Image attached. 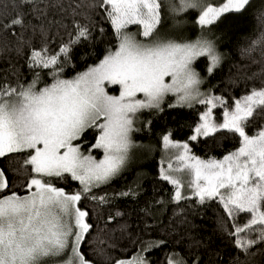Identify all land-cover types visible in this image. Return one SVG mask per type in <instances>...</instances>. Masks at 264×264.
Listing matches in <instances>:
<instances>
[{"label":"snow or ice","instance_id":"obj_1","mask_svg":"<svg viewBox=\"0 0 264 264\" xmlns=\"http://www.w3.org/2000/svg\"><path fill=\"white\" fill-rule=\"evenodd\" d=\"M250 3L224 0L212 6L204 0H171L169 7L174 15L199 9L196 22L203 30L226 13L242 12ZM12 6L14 15L0 14V39L13 38L18 55L28 50L27 66L35 78L26 86L17 78L13 86L7 77H0V264H93L81 250L92 226L80 202L94 187L122 171L134 147L131 134L136 130L137 114L160 110L169 95L176 97L177 105H206L192 141L227 132L238 136L240 144L222 159L205 160L192 155L188 143L164 135L169 162L161 167L160 178L173 185L174 200L191 198L182 194V188L191 189L201 204L217 200L232 222L228 234L242 252L264 242V125L253 135L246 132L257 118H264V88H252L232 105L220 96L202 93L203 80L193 64L206 57L211 75L221 56L213 41L203 36L192 42L158 38L161 0L75 3L73 17L83 15L91 21L93 14L104 16L116 45L86 71L65 79L61 72L71 48L91 37L89 26L73 19L69 40L53 53L47 33L53 25L65 29L67 25L63 19L49 20L48 15L52 9L66 10L64 0H12ZM261 17L264 13L257 19ZM130 25H138L144 39L129 32ZM29 33L41 38L39 47ZM257 49L264 57V32L242 54L251 55ZM36 69L49 70L52 82L38 87L40 72ZM113 88L118 94H111ZM216 108L223 109L222 122L213 117ZM89 133H94L95 142L82 150ZM93 150H100L102 159L92 155ZM14 161L18 167L6 166ZM54 178L78 181L80 190L56 187ZM17 179L22 180L20 187L26 195L13 190ZM90 198L96 199L94 195ZM240 214L246 217L243 224L235 222ZM225 227L222 223L221 228ZM115 264L147 261L137 253ZM167 264L186 262L170 256Z\"/></svg>","mask_w":264,"mask_h":264},{"label":"trees","instance_id":"obj_2","mask_svg":"<svg viewBox=\"0 0 264 264\" xmlns=\"http://www.w3.org/2000/svg\"><path fill=\"white\" fill-rule=\"evenodd\" d=\"M80 0H64V11L52 9L48 19H63L67 28L51 26L47 33L48 46L53 53L69 40L68 33L74 31L73 19L87 24L91 37L73 45L61 77L72 79L89 66L98 63L109 49L115 48L116 37L110 23L101 14H93L91 21L83 15L73 17L72 8ZM224 0H204L205 4L219 5ZM71 4V6H69ZM78 12L87 11L77 9ZM12 0H0V14L14 15ZM264 0H251L240 13H226L214 25L201 29L197 24L199 9L181 12L174 20L163 11L160 27L164 39L181 42L195 41L202 36L213 41L221 56L219 66L211 75L207 73L208 60L201 57L195 62V69L203 80L202 86L214 96H220L232 105L252 88H264V57L260 49L251 55L242 54L260 33L264 32ZM180 20L179 26L175 21ZM35 23V21H33ZM103 29V31H101ZM29 38L39 47V36ZM13 38L0 39V77H7L13 86L19 82L25 86L35 77L28 68V50L18 55ZM256 61V62H253ZM40 72L38 87L52 82L47 69ZM117 92V91H116ZM160 110H143L135 121L133 141L146 150L138 152L135 161L120 175L108 183L92 189L88 198H82L80 206L87 210V222L92 226L81 243V250L93 264H115L116 260L130 259L139 253L147 264H167L172 256L183 259L186 264H264V242L251 247L247 253L234 246L228 234L231 221H228L222 206L217 200L201 204L194 196L190 199L174 200V187L160 178V157L162 138L171 134L176 141L187 142L191 153L202 159H222L224 155L237 149L239 137L218 132L208 137H190L200 123V116L206 109L203 104H172L167 98ZM171 105V106H170ZM222 108L213 110L214 119L222 121ZM264 125V118H257L246 132L253 135ZM94 133H89L82 150L94 143ZM87 153V152H86ZM96 156L100 150H93ZM6 166L18 167V162ZM13 189L20 195L27 194L20 187L22 180L15 181ZM56 187L67 192L80 190L78 181L70 178H54ZM95 196L93 200L90 197ZM103 198V199H101ZM245 214L237 217L236 223L243 224ZM226 224L224 229L221 224Z\"/></svg>","mask_w":264,"mask_h":264},{"label":"rangeland","instance_id":"obj_3","mask_svg":"<svg viewBox=\"0 0 264 264\" xmlns=\"http://www.w3.org/2000/svg\"><path fill=\"white\" fill-rule=\"evenodd\" d=\"M161 2H162V9H161V16H162V14H163V11H165V12H167L168 14H169V16L171 17V19L172 20H174L177 16L179 17L180 15L179 14H181V13H179V14H172V12L170 11V7H169V5H170V3H171V0H161ZM222 4V3H221ZM220 5V4H219ZM212 6H214V5H212ZM215 6H217V5H215ZM181 22H180V20H176L175 21V26H179V24H180ZM128 31L129 32H131V33H133V34H136L137 35V38L138 39H144L143 37H141V36H139V31H140V27L138 26V25H130L129 26V29H128ZM163 30L161 29V27L160 26H158V29H157V33L155 34V35H157L158 36V38H161V39H164V38H162L163 36ZM166 40H168V39H166ZM170 40H172V39H170ZM178 42H181V41H178ZM185 42H187V41H185ZM190 42H192V41H190ZM193 68H194V70L195 71H197L196 69H195V63L193 64ZM203 84V83H202ZM202 84L200 85V91L202 92V93H209L203 86H202ZM111 94H113V95H116V94H118V92H116V90H115V88H113L112 90H111ZM211 94V93H210ZM211 95H213V94H211ZM169 97H171V102H172V104H177V102H176V97L175 96H171V95H169V96H166L165 97V99H164V101H163V103L161 104V106H160V108L163 106V104L165 103V102H167L166 100H167V98H169ZM138 98H142V97H138ZM193 104H195V102H193L191 105H193ZM185 105H187V104H185ZM206 106V105H205ZM206 110V109H205ZM204 110V111H205ZM203 111V112H204ZM203 114V113H202ZM201 114V115H202ZM213 117H214V113H213ZM220 122H222V121H220ZM194 134V133H193ZM131 139H132V141H133V137H132V134H131ZM173 141H175V142H179V143H187V142H182V141H176V140H173ZM133 144H134V147L130 150V152H129V158H128V160L126 161V163H125V166L123 167V169H122V171L118 174V175H120L121 173H123L134 161H135V159H137V158H135L136 157V155H137V153L138 152H140V151H142V149H144V150H146V148H144L142 145H138L137 143H135L134 141H133ZM173 153L174 152H176V150H171ZM87 154V153H86ZM192 154V153H191ZM92 155H94L97 159H102V156H103V154H102V152H101V155L100 156H96L95 154H93L92 153ZM193 155V154H192ZM202 159V158H201ZM169 162V151H167V150H165L164 149V147H163V143H162V152H161V157H160V164H161V167H164V168H166L167 167V163ZM161 169V168H160ZM118 175H116L115 177H117ZM115 177H113V178H115ZM112 178V179H113ZM112 179H110L109 181H111ZM108 181V182H109ZM107 182V183H108ZM79 183V182H78ZM104 184H106V183H103V184H100L99 186H101V185H104ZM98 186V187H99ZM81 187V186H80ZM94 188H96V187H94ZM93 188V189H94ZM181 191H182V194L183 195H185V196H194L193 195V193H192V190L191 189H188V188H182L181 189ZM24 195H26V194H24ZM195 197V196H194ZM131 259V258H130Z\"/></svg>","mask_w":264,"mask_h":264}]
</instances>
